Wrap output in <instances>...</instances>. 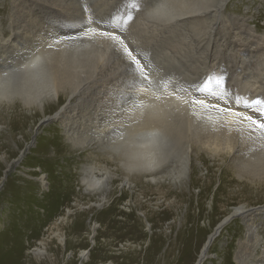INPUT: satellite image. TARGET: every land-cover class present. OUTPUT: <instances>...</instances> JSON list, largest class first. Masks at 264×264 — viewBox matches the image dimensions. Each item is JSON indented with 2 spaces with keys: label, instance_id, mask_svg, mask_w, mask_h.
I'll return each mask as SVG.
<instances>
[{
  "label": "rangeland",
  "instance_id": "obj_1",
  "mask_svg": "<svg viewBox=\"0 0 264 264\" xmlns=\"http://www.w3.org/2000/svg\"><path fill=\"white\" fill-rule=\"evenodd\" d=\"M218 2L0 0V78L10 77L0 99V264L15 258V264H37L27 253L57 230L64 244L49 239L54 264H193L204 246L201 264H237L240 243L251 245V237L243 236L241 215L223 220L241 205L264 208V184L236 170L254 143L235 165L193 145L198 162L183 186L156 189L132 179L120 189L116 169L109 193L89 188L104 167L115 168L105 154L110 137L129 124L137 103L146 107L152 93H190L199 100L208 91L230 90L232 95L207 103L239 109L247 99L252 107L243 109L259 118L264 97H254L250 84H264V0H227L221 8ZM192 11L199 14L181 16ZM85 43L95 45L96 56L56 98L42 97V109L24 96L23 86L17 92L33 53ZM209 74H222L223 87L205 84ZM256 99L262 103L254 105ZM66 213V222L58 224ZM254 218L252 238L264 247V213ZM259 246L254 253L242 249L245 263L264 264Z\"/></svg>",
  "mask_w": 264,
  "mask_h": 264
},
{
  "label": "bare ground",
  "instance_id": "obj_2",
  "mask_svg": "<svg viewBox=\"0 0 264 264\" xmlns=\"http://www.w3.org/2000/svg\"><path fill=\"white\" fill-rule=\"evenodd\" d=\"M219 1L221 2V0ZM226 1L222 0L223 3L221 4L218 2L217 6L219 8L224 7ZM196 13L197 11H192L186 14L183 13L181 16ZM200 14L203 13L200 12ZM261 41L264 43L263 38H261ZM95 52L96 47L94 44L85 43L76 45L74 50L61 46L43 51L42 53H33L34 55L27 60L28 64L24 65L26 68L23 70L21 83L17 84V92L23 86L25 91L24 96L33 97L36 101H39V106L42 109L43 101L41 98L45 96L56 98L60 88L80 79L79 70L91 62L93 57L96 56ZM262 57V65H264V56ZM82 58L83 61L81 60ZM56 66H63L66 71H56ZM263 70L264 66L261 71ZM8 78L10 77L0 78V99L8 93ZM255 83L258 84H250L253 96L261 94L264 97V84L262 82ZM149 91L151 92L150 88ZM170 93L171 95L162 96L159 94V98L152 97L151 95L155 94L152 93L146 100L145 98L149 95L147 93L144 98L146 101H143V97L139 99V102L140 100L146 102V107H143L141 103H137L133 107L135 108L134 115L131 112L129 113L132 116L129 124L121 127V131L118 132L117 130L118 133H114V136L110 137L107 147L109 151L105 154L109 160L115 163V168H112V170L111 168L104 167L103 176L100 175V178L93 177L92 184L89 185L92 191L106 188L104 194L109 193L112 190V175L116 176L114 172L116 169L120 172L118 174V177L121 179L120 189H124L125 184H129L126 180L132 179L135 182L140 180L144 183L152 184L156 189L160 186H167L169 188L177 187V185L183 186L190 180L192 163L198 162L195 160V156L193 158L191 156L193 154V145L197 146V150H207L209 153H213L214 157H220L223 161L224 159L230 160L235 165L243 149L249 143H254L255 146L250 149V153L248 152L249 154L245 156V160L239 166L236 165V170L240 176L247 174L246 176L251 182L259 181L261 184H264V130L256 128L255 125L247 120L237 122V117L232 113L225 114L218 111V109L211 108H206L207 113L201 112L204 110V107L193 103L194 97L191 98L190 93L181 95L174 91H170ZM260 107L264 109V103ZM130 108L133 112V108ZM242 110H244L243 107L239 109L233 108V111H239L246 115H253L254 113L253 110L250 113ZM253 116L258 118L255 115ZM109 129L112 128L110 127ZM209 153L207 156H209ZM237 177L239 176L237 175ZM251 210L246 205H241L233 209L232 213L223 220L228 222L232 220L231 217L234 218L237 215H241L239 218L245 226L242 232L243 236L245 238L251 237V245L240 243V250L234 255L237 264H247L244 262L243 256H240L242 249L252 247V253H254L261 241L253 240L252 237H255L257 233V226L252 223L255 216L264 213V208L262 210ZM67 215L68 213L60 217L56 222L64 224ZM57 223L54 224V227H56ZM50 234L51 238L55 237L57 247L63 246L64 240L62 234L58 233V230L56 233L51 231ZM47 235L39 240L33 246V249L27 253L37 261V264H40L45 259H48L50 264H54V259H52L54 255L48 249V242L51 238H49V234ZM87 239L90 240V232L87 234ZM211 239L210 236L208 242ZM259 248L262 255H264V247L259 246ZM206 252L207 248L204 246V249L200 251L198 256L199 260L193 264H201L206 256ZM257 253L259 252L257 251ZM77 257L80 262H83L85 259L84 252H81ZM17 260L15 258L12 264H15Z\"/></svg>",
  "mask_w": 264,
  "mask_h": 264
},
{
  "label": "snow or ice",
  "instance_id": "obj_3",
  "mask_svg": "<svg viewBox=\"0 0 264 264\" xmlns=\"http://www.w3.org/2000/svg\"><path fill=\"white\" fill-rule=\"evenodd\" d=\"M132 6L135 7V5H132ZM131 19H132V17H129V20H131ZM102 34L105 36L110 35L109 33H102ZM113 38L115 39V37H113ZM125 51H127V49H125ZM129 55H131V53H129ZM133 61L135 63L139 64L138 61H135V58H133ZM140 72L141 73L143 72L142 68L140 69ZM143 79L146 80L147 77H143ZM213 81H215V85L217 87H221V88L223 87L224 80H223L222 74H209L208 77L206 78V81H204V83L207 84V83H211ZM196 90L202 91L204 89L197 88ZM228 95H232L230 90H224L219 94L215 93L214 91H208V92H206V96L204 99L194 100L193 103L200 104L201 106H203L205 108H208V107L217 108L219 111H221L222 113H225V114L232 113L237 117V122H239L241 120H247V121H250L253 125H255L256 128L264 130V122H261V121H264V109L259 110V118H256L253 115H246V114H243L239 111H233L232 108H227V107L221 108L218 103L217 104L206 103V100L209 97H214L217 101H219ZM157 98H159V97H157ZM237 102H238V100H237ZM253 103L256 105H259L262 103V101L260 99H256L255 101H253ZM243 107L245 109H250L252 107V105L249 104L247 101H245L243 104Z\"/></svg>",
  "mask_w": 264,
  "mask_h": 264
},
{
  "label": "water",
  "instance_id": "obj_4",
  "mask_svg": "<svg viewBox=\"0 0 264 264\" xmlns=\"http://www.w3.org/2000/svg\"><path fill=\"white\" fill-rule=\"evenodd\" d=\"M214 236V235H213Z\"/></svg>",
  "mask_w": 264,
  "mask_h": 264
}]
</instances>
